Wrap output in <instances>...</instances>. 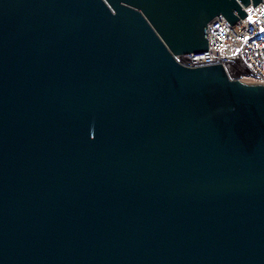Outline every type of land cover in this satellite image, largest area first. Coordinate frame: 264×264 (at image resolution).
<instances>
[{"label":"water","instance_id":"water-1","mask_svg":"<svg viewBox=\"0 0 264 264\" xmlns=\"http://www.w3.org/2000/svg\"><path fill=\"white\" fill-rule=\"evenodd\" d=\"M260 1L0 0V264H264V85L177 60Z\"/></svg>","mask_w":264,"mask_h":264},{"label":"built area","instance_id":"built-area-1","mask_svg":"<svg viewBox=\"0 0 264 264\" xmlns=\"http://www.w3.org/2000/svg\"><path fill=\"white\" fill-rule=\"evenodd\" d=\"M244 10L245 18L233 25L215 17L207 26V50L177 60L187 66L221 64L232 79L264 85V0Z\"/></svg>","mask_w":264,"mask_h":264}]
</instances>
